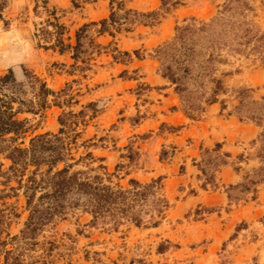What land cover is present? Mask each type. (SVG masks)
<instances>
[{
    "label": "rangeland",
    "instance_id": "rangeland-1",
    "mask_svg": "<svg viewBox=\"0 0 264 264\" xmlns=\"http://www.w3.org/2000/svg\"><path fill=\"white\" fill-rule=\"evenodd\" d=\"M108 1L83 0L74 7L71 0H48L44 7L35 0H5L0 12V76L11 70L14 94L26 102L36 100L33 94L40 81L55 92L68 90V95L56 98L57 104L50 95L46 108L18 114L26 118L28 130L11 143L27 147L36 134L56 133L62 112L77 113L94 101L100 110L83 128L74 154L83 152L82 140L92 139V154L104 159L92 166L103 164L107 172L114 173L112 183L122 187H128L130 178L147 183L161 177L160 190L169 207L157 226L146 215L140 226L124 220L116 228L109 222L91 224L89 213L73 210L45 227L39 240L58 244L53 250L54 264H138V260L146 264H264V182L255 185L256 192L238 186L261 165L257 157L260 128L233 111L235 89L250 88L253 98L264 99V64L252 56L230 57L228 64L220 66V72H228L224 77L227 91L218 96V102L189 117L162 75L168 52L162 57L157 49L174 37L176 26L191 18L208 21L223 1L184 0L165 10L160 0H122L127 8L159 11L158 22L136 24L114 38L100 36L96 39L100 43L116 45L130 56H120L117 62L104 53L85 76L78 71L70 74V54L44 47L50 39H43L40 29L52 19L47 9L55 10L65 24L64 37L70 38L65 41L73 42L75 30L83 23L108 16ZM250 1L255 7L254 20L264 28V0ZM173 108L181 112L174 114ZM86 114L85 119L89 109ZM82 127L76 128L80 131ZM216 142L222 145L218 151L213 150ZM4 155L0 152L4 172L0 173V208L7 212L2 236L19 234L28 216L26 197Z\"/></svg>",
    "mask_w": 264,
    "mask_h": 264
},
{
    "label": "trees",
    "instance_id": "trees-1",
    "mask_svg": "<svg viewBox=\"0 0 264 264\" xmlns=\"http://www.w3.org/2000/svg\"><path fill=\"white\" fill-rule=\"evenodd\" d=\"M35 1L41 2L44 7L48 3V0ZM81 1L71 0L70 3L78 7ZM160 1L165 10L184 2ZM222 1L216 15L208 21L191 18L184 25L176 26L174 37L157 49L162 57L168 52V64L162 61V75L179 95L184 105L183 113L189 117L218 102V96L227 91L224 77L228 72H220V66L228 64L230 57L252 56L264 64V28L254 20V5L250 0ZM108 2V16L83 23L75 30L73 42H66L70 39L64 37L67 28L56 16L55 10L47 9L52 19L48 18L46 25L40 29L43 39H50V44L44 47L57 49L59 54H70V74L78 71L85 76L83 73L92 70L96 58L104 53H108L113 61L121 62L120 56H130L129 51H121L111 43L104 45L96 39L104 35L114 38L116 33L131 31L136 24L158 22L161 16L157 10L141 12L127 8L122 0ZM4 4L5 0H0V12ZM109 46L111 51H108ZM133 53L137 55L138 52L134 50ZM30 83L34 87V80ZM15 86L11 70L0 76V152H4L11 162L8 170L17 177L18 188L23 190L28 216L19 234L6 233L2 236L7 212L0 208V264H54L53 250L58 244L54 240H39V235L45 227L65 219L73 210L81 209L89 213L91 224L109 222L114 228L124 220L140 226L146 222V215L152 226L159 224L169 207L168 199L160 190L163 188L161 177L147 183L130 178L128 187H122L112 183L114 173L107 172L103 164L92 166L96 160H104L92 154L90 148L95 146L92 139L82 140L80 146L83 152L77 156L74 154L78 151V139L83 128L100 110L96 102H88L77 113L71 110L62 112L58 116L60 127L56 133L36 134L30 138L27 147H20L11 142L24 134L28 126L26 118H18V114L37 113L46 108L50 95L54 96L52 101L57 104L56 98L68 95V90L64 88L55 92L40 81L38 90L33 94L36 100L26 102L14 94ZM250 92L247 87L234 90L237 104L233 111L240 119H250L260 128L257 157L261 165L254 169L253 177L247 175L246 181L238 184L256 192L255 185L264 182V99H255ZM220 102L222 110L224 103ZM88 109L90 115L85 119ZM79 125L83 126L80 131L76 128ZM221 146L216 142L213 150L218 151ZM223 155L229 154L225 152ZM220 162L225 163L224 160ZM1 165L0 173H4ZM201 171L204 173L203 168ZM233 187L235 185H229V188ZM228 196L230 198V193ZM137 263L146 264L142 260Z\"/></svg>",
    "mask_w": 264,
    "mask_h": 264
},
{
    "label": "crops",
    "instance_id": "crops-1",
    "mask_svg": "<svg viewBox=\"0 0 264 264\" xmlns=\"http://www.w3.org/2000/svg\"><path fill=\"white\" fill-rule=\"evenodd\" d=\"M163 81H164V78H161V82L163 83ZM168 91H171L170 93H172L173 95H176V93L174 92V90H173V88L172 87H168ZM172 95V105L173 106H175V105H177V100H175V97L176 96H173ZM169 97H171V95H168ZM172 112L174 113V114H177V113H180L181 111L179 110V109H177V108H173L172 109ZM171 115H172V113H171ZM181 115H182V117H184V115L181 113ZM172 116H170V117H168V119L169 118H171ZM222 197V199H223V195L221 196Z\"/></svg>",
    "mask_w": 264,
    "mask_h": 264
}]
</instances>
